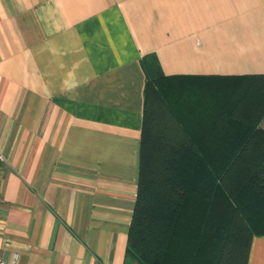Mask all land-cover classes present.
<instances>
[{
  "label": "crops",
  "instance_id": "obj_1",
  "mask_svg": "<svg viewBox=\"0 0 264 264\" xmlns=\"http://www.w3.org/2000/svg\"><path fill=\"white\" fill-rule=\"evenodd\" d=\"M147 54L226 94L264 75V0H0L2 258L124 264Z\"/></svg>",
  "mask_w": 264,
  "mask_h": 264
},
{
  "label": "trees",
  "instance_id": "obj_2",
  "mask_svg": "<svg viewBox=\"0 0 264 264\" xmlns=\"http://www.w3.org/2000/svg\"><path fill=\"white\" fill-rule=\"evenodd\" d=\"M146 71L138 192L124 264H249L264 235V75L188 85Z\"/></svg>",
  "mask_w": 264,
  "mask_h": 264
},
{
  "label": "built area",
  "instance_id": "obj_3",
  "mask_svg": "<svg viewBox=\"0 0 264 264\" xmlns=\"http://www.w3.org/2000/svg\"><path fill=\"white\" fill-rule=\"evenodd\" d=\"M6 161L5 157L2 153H0V204L3 200L2 192H1V183L3 179V164ZM0 264H17V256L13 260H6L0 256Z\"/></svg>",
  "mask_w": 264,
  "mask_h": 264
},
{
  "label": "rangeland",
  "instance_id": "obj_4",
  "mask_svg": "<svg viewBox=\"0 0 264 264\" xmlns=\"http://www.w3.org/2000/svg\"><path fill=\"white\" fill-rule=\"evenodd\" d=\"M261 126H263V127H264V124L262 125V123H261Z\"/></svg>",
  "mask_w": 264,
  "mask_h": 264
}]
</instances>
